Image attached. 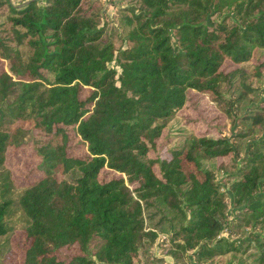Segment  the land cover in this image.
Listing matches in <instances>:
<instances>
[{
    "label": "trees",
    "instance_id": "1",
    "mask_svg": "<svg viewBox=\"0 0 264 264\" xmlns=\"http://www.w3.org/2000/svg\"><path fill=\"white\" fill-rule=\"evenodd\" d=\"M106 1L0 0V264H264V0ZM189 91L238 139L151 156Z\"/></svg>",
    "mask_w": 264,
    "mask_h": 264
},
{
    "label": "rangeland",
    "instance_id": "2",
    "mask_svg": "<svg viewBox=\"0 0 264 264\" xmlns=\"http://www.w3.org/2000/svg\"><path fill=\"white\" fill-rule=\"evenodd\" d=\"M15 1L26 2L28 0ZM100 2L102 3V8L105 11L103 19L109 28L111 27V24L116 21V15L118 12L116 9L111 10L106 0H100ZM4 65L6 67V62ZM48 78H50V75H48ZM251 84L254 88H256L258 83L257 81H252ZM263 96L264 92H262L260 89H256V91L249 95L242 105L238 107L237 110H235L236 114H238V116L244 115L247 111L245 106L251 107L253 104L259 103L260 98ZM240 126L241 123L239 119L236 118V120H234L229 118L227 114L220 107H218L208 95L189 91L185 107L177 113V116L163 130L162 135L157 141L156 149L151 151L150 155L153 157L166 156L168 150L171 147L180 146L188 134L204 133L207 136L213 137L227 136L234 142V140L238 139L236 138V134L238 133V130H240L238 129ZM246 146L247 144L243 140L238 141V144L235 145V148L240 156L245 154L247 148ZM236 161L237 163L240 162V158H237ZM203 164L206 168L211 167L213 160H204ZM156 169L157 168L155 166V170ZM217 179L222 185L225 186H228L230 183V177L224 174L218 175ZM223 188L224 187H222V189ZM231 210L232 209H228V213H230ZM167 216L171 218L172 214L168 213ZM157 230H159L160 233L163 232L166 234L172 232L169 224L166 222L160 225ZM165 235L160 234V238H164ZM249 252L244 253L245 255L242 258L246 257ZM152 253L154 256L162 257L165 260V264H170L172 262V258L168 255V253H166L165 250L162 251L159 245L153 249ZM229 256L230 254L223 255L221 257L222 261L225 262ZM179 260L183 261L182 258Z\"/></svg>",
    "mask_w": 264,
    "mask_h": 264
},
{
    "label": "water",
    "instance_id": "3",
    "mask_svg": "<svg viewBox=\"0 0 264 264\" xmlns=\"http://www.w3.org/2000/svg\"><path fill=\"white\" fill-rule=\"evenodd\" d=\"M29 1V0H28ZM28 1H26L25 3H27Z\"/></svg>",
    "mask_w": 264,
    "mask_h": 264
}]
</instances>
